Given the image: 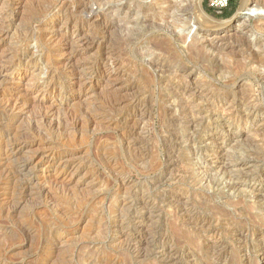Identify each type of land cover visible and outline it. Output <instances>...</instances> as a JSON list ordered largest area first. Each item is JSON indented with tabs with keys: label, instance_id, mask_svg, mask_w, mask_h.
<instances>
[{
	"label": "rangeland",
	"instance_id": "obj_1",
	"mask_svg": "<svg viewBox=\"0 0 264 264\" xmlns=\"http://www.w3.org/2000/svg\"><path fill=\"white\" fill-rule=\"evenodd\" d=\"M168 1L0 0V264H264V7Z\"/></svg>",
	"mask_w": 264,
	"mask_h": 264
},
{
	"label": "bare ground",
	"instance_id": "obj_2",
	"mask_svg": "<svg viewBox=\"0 0 264 264\" xmlns=\"http://www.w3.org/2000/svg\"><path fill=\"white\" fill-rule=\"evenodd\" d=\"M186 2V5H184V7H182V9H180L179 11H181L183 13V15L187 14L189 16V13L191 11V9L194 7V19L198 20L199 24L204 27V31L206 32H220V31H223V30H226L227 28H230L231 24H233L234 20L231 19V20H228V21H220V20H217L215 19L214 17H212L211 15H209L206 10L204 9L203 7V0H196L195 2H193V0H184ZM183 1V3H184ZM177 3L178 1L177 0H171V1H168V8L165 9L161 14L157 15L158 16V20H160L161 22H164L165 25L168 24L170 25L171 22H170V18H176L175 17V14L172 13L169 9V8H172V9H175V8H178L177 6ZM180 3V2H179ZM162 4V3H161ZM250 4H253L254 8H260L262 9V7H264V0H242V4H241V9H240V13L241 11L246 8L247 6H249ZM180 5V4H179ZM124 7V6H123ZM151 9V8H150ZM162 11V10H161ZM177 13V12H176ZM178 16V15H177ZM180 16V15H179ZM187 16V17H188ZM193 16V15H192ZM264 18V17H263ZM176 20V19H175ZM181 21V20H180ZM160 22V23H161ZM173 22V21H172ZM155 23V22H154ZM153 23V24H154ZM160 23H157V24H160ZM181 23V22H179ZM263 23V22H262ZM156 24V23H155ZM260 24V23H259ZM161 25V24H160ZM171 26V25H170ZM170 26L168 28H170ZM253 26V25H252ZM262 26V25H261ZM162 27V26H161ZM167 27V25H166ZM172 27V26H171ZM261 28H264V27H261ZM173 32H177L176 28L173 27L172 28ZM252 30V29H251ZM254 30V28H253ZM77 31V30H76ZM255 31V30H254ZM253 32V31H252ZM73 33V32H72ZM77 34V33H76ZM176 34V33H175ZM177 37H180V34L177 33ZM241 37V36H240ZM185 38L186 36H181L180 37V40H184L183 42L186 43L185 41ZM231 38V37H230ZM179 39V38H178ZM192 40V39H191ZM219 40V39H218ZM220 40H224L223 38H221ZM228 40V39H227ZM234 40V39H233ZM200 41V40H199ZM217 39L216 37L214 39H210V40H206L205 42H195V41H192L189 46H188V49L191 50V51H196V52H205L207 53L208 49H213V50H219L221 49L220 46L217 44ZM219 42H222V41H219ZM235 43H238L237 40ZM225 44V43H224ZM247 44V43H246ZM250 44V43H248ZM229 45V44H228ZM233 46V45H232ZM252 46V45H251ZM227 47V46H225ZM224 47V48H225ZM223 47L222 49L225 50ZM251 48V47H250ZM253 48V47H252ZM187 49V48H186ZM212 50V51H213ZM257 51V50H256ZM254 51V55L256 57L260 56V52H256ZM230 52V51H229ZM234 53V52H233ZM240 54V53H239ZM251 54V53H250ZM254 56V57H255ZM261 59V58H260ZM243 61V60H242ZM259 61V60H258ZM262 61V60H261ZM264 62V61H263ZM224 67L226 68V66L224 65ZM239 68V67H238ZM178 69V68H177ZM176 69V70H177ZM175 70V69H174ZM173 70V71H174ZM175 70V71H176ZM176 74V73H175ZM185 74V73H184ZM183 74V75H184ZM185 76V75H184ZM183 78V77H181ZM43 81V79H42ZM182 84V83H181ZM184 90V89H183ZM192 90V89H191ZM190 91V90H189ZM201 94V93H199ZM205 95V94H204ZM202 95V96H204ZM215 97V96H214ZM205 98V97H204ZM253 113V112H252ZM44 115V114H43ZM50 116V115H49ZM45 117V116H44ZM247 117V116H246ZM250 118V117H249ZM42 120V119H40ZM44 121V120H43ZM46 121V120H45ZM58 124V123H57ZM56 126V125H55ZM59 128V127H58ZM18 142V141H17ZM22 149V148H21ZM15 150V149H14ZM16 154V153H15ZM27 187V186H26ZM21 191V190H20ZM22 193V192H21ZM14 202V201H13Z\"/></svg>",
	"mask_w": 264,
	"mask_h": 264
},
{
	"label": "trees",
	"instance_id": "obj_3",
	"mask_svg": "<svg viewBox=\"0 0 264 264\" xmlns=\"http://www.w3.org/2000/svg\"><path fill=\"white\" fill-rule=\"evenodd\" d=\"M236 6V0H229L227 7L223 8V13H222V17L224 18H228L233 14V11L235 9ZM210 9H207V12H210Z\"/></svg>",
	"mask_w": 264,
	"mask_h": 264
},
{
	"label": "built area",
	"instance_id": "obj_4",
	"mask_svg": "<svg viewBox=\"0 0 264 264\" xmlns=\"http://www.w3.org/2000/svg\"><path fill=\"white\" fill-rule=\"evenodd\" d=\"M225 3H220V7H226L228 5V1H224ZM219 5V4H218Z\"/></svg>",
	"mask_w": 264,
	"mask_h": 264
}]
</instances>
